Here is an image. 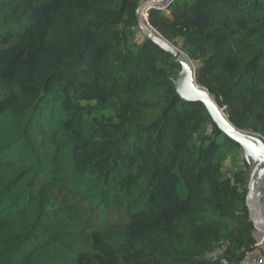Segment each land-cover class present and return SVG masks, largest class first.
Returning a JSON list of instances; mask_svg holds the SVG:
<instances>
[{"label": "trees", "instance_id": "16d2710c", "mask_svg": "<svg viewBox=\"0 0 264 264\" xmlns=\"http://www.w3.org/2000/svg\"><path fill=\"white\" fill-rule=\"evenodd\" d=\"M143 1L0 0V264H243L257 243L242 149L178 96ZM147 24L264 140V0Z\"/></svg>", "mask_w": 264, "mask_h": 264}, {"label": "water", "instance_id": "95a60500", "mask_svg": "<svg viewBox=\"0 0 264 264\" xmlns=\"http://www.w3.org/2000/svg\"><path fill=\"white\" fill-rule=\"evenodd\" d=\"M163 1L164 0H148L146 4L159 5L162 4ZM142 7L143 4H141L137 10V18L141 32L161 50L173 55L181 66L178 78L175 81V90L178 96L186 103L203 104L217 128L225 134L226 137L241 147L242 156L250 169L246 205L255 227L264 232V214L261 215L258 213V210H256L264 197V140L259 135L240 130L232 125L223 109L217 105L207 89L203 88L197 82V64L184 52L143 25L141 22ZM150 10L151 8L147 10V14ZM257 186H259V192H256ZM253 201L255 207L252 206Z\"/></svg>", "mask_w": 264, "mask_h": 264}, {"label": "built area", "instance_id": "2783aa9c", "mask_svg": "<svg viewBox=\"0 0 264 264\" xmlns=\"http://www.w3.org/2000/svg\"><path fill=\"white\" fill-rule=\"evenodd\" d=\"M148 0L143 1L142 4H146ZM175 0H164L162 4H152L149 5L151 9H155L157 11H163L166 12L168 8L173 4ZM149 8V9H150ZM147 22V16L145 15V19ZM149 28V27H148ZM151 31H153L151 28H149ZM257 232H263L262 230H259L256 228ZM264 233V232H263ZM243 264H264V236L259 238L257 240V243L255 244L254 248L246 255L245 261Z\"/></svg>", "mask_w": 264, "mask_h": 264}, {"label": "rangeland", "instance_id": "374dc122", "mask_svg": "<svg viewBox=\"0 0 264 264\" xmlns=\"http://www.w3.org/2000/svg\"><path fill=\"white\" fill-rule=\"evenodd\" d=\"M142 3H143V2H142ZM142 3H141V4H142ZM143 5H144V4H143ZM144 11H145V10H144ZM144 11H143V14H142V15L145 14ZM143 20H144V19H143ZM145 23H146V27H147V29H149L150 27L148 26L146 20H145ZM148 27H149V28H148ZM149 30H150V29H149ZM150 31H151V30H150ZM141 35L144 36L142 32H141ZM241 155H242V151H241ZM240 159H243V160H244L243 156H241ZM234 166H235L234 161H233V160H229V161L226 163V170H227V172H229L231 169L235 168ZM258 209H259V210H262V209H263V210L260 211V212H261V215L264 214V197H263L262 200H261V207H258ZM258 213H259V211H258ZM258 234H259L258 236H259L260 238L264 236V233H263V232H259Z\"/></svg>", "mask_w": 264, "mask_h": 264}, {"label": "bare ground", "instance_id": "6f19581e", "mask_svg": "<svg viewBox=\"0 0 264 264\" xmlns=\"http://www.w3.org/2000/svg\"><path fill=\"white\" fill-rule=\"evenodd\" d=\"M150 7H149V5H147V4H144L143 5V7H142V11H141V22L143 23V25L146 27V24H145V21L143 20V19H145V15L147 14V10L149 9ZM145 10V11H144ZM143 11H144V15H142L143 14ZM147 16V15H146ZM147 28V27H146ZM259 190V186H257V191L256 192H259L258 191ZM255 201V200H254ZM254 201L252 202V206L253 207H255V203H254ZM258 207H261V203L257 206V208H256V210H258L259 211V214H261V212L260 211H262V210H259L258 209Z\"/></svg>", "mask_w": 264, "mask_h": 264}, {"label": "crops", "instance_id": "0c3cea01", "mask_svg": "<svg viewBox=\"0 0 264 264\" xmlns=\"http://www.w3.org/2000/svg\"><path fill=\"white\" fill-rule=\"evenodd\" d=\"M263 210V209H262ZM263 215V214H262ZM259 232H257V238L259 239L260 237L258 236L259 234H258Z\"/></svg>", "mask_w": 264, "mask_h": 264}]
</instances>
